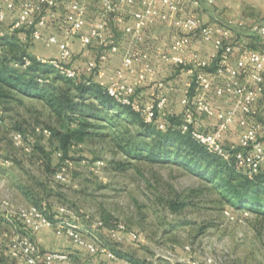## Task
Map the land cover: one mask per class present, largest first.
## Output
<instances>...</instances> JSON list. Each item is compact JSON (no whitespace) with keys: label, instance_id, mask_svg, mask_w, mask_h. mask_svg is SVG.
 Here are the masks:
<instances>
[{"label":"built area","instance_id":"built-area-1","mask_svg":"<svg viewBox=\"0 0 264 264\" xmlns=\"http://www.w3.org/2000/svg\"><path fill=\"white\" fill-rule=\"evenodd\" d=\"M97 1L98 9L91 17L88 11L91 0H0V44L7 35L22 31L24 42L38 41L47 48L55 46L57 55L35 54L36 59L52 65L74 83L81 79L98 83L115 101L129 106L144 121L156 124L161 130L172 125L171 116L176 114L170 103L174 92L181 105L180 122L175 127L188 133L209 152L232 161L248 179L264 171V22H254L249 27L251 35L257 37L253 46L236 34L232 20L210 23L195 10L182 13L183 0ZM187 1L195 6L200 2ZM204 1L213 4L216 0ZM136 3L140 8L130 10ZM59 5L63 7L61 12L56 10ZM158 20H171L175 35L169 44L155 45L149 52L139 47L138 42L145 29ZM109 21L121 26L130 39V45L121 52L120 65L111 74L107 73L105 63L120 47L107 35ZM47 27L57 29L60 34L45 32ZM73 41L83 48L96 42L95 57L77 64L73 60ZM206 43L212 46L208 57L201 50ZM193 45L198 48L191 49ZM23 61L21 65H14L23 68L31 63L27 56ZM163 63L187 75L182 86L176 87L157 77ZM130 74L135 75L133 79ZM145 82L149 83L147 96L140 91ZM3 114L0 104V125ZM234 123L238 137L236 141H228L227 135ZM31 131L45 137L51 135L50 130L37 125ZM11 141L24 153H31L33 141L25 132L14 131ZM69 163L68 158L60 163L54 173L56 181L69 182L65 172ZM0 205L15 222L16 232L9 238L7 254L16 264H73L66 251L39 248L33 235L43 228H52L55 234L68 237L91 255L105 253L112 259L117 258L108 246L86 236L76 223L74 211L67 206L57 205L50 215L36 205L13 204L8 197ZM224 213L234 218L232 210L225 209ZM97 224L101 226L103 222ZM107 230L118 242L124 235L138 238L121 222L113 223ZM124 264L137 263L124 260ZM173 264L200 263L188 256ZM204 264L218 263L208 258Z\"/></svg>","mask_w":264,"mask_h":264},{"label":"rangeland","instance_id":"rangeland-1","mask_svg":"<svg viewBox=\"0 0 264 264\" xmlns=\"http://www.w3.org/2000/svg\"><path fill=\"white\" fill-rule=\"evenodd\" d=\"M90 15H95V9ZM8 39L0 44V53L9 58L23 50L30 52L34 46L22 42L16 48ZM73 60L82 64L86 59L74 52ZM50 77L63 85V80H55L53 74ZM0 104L4 110L0 161H12L0 164V204L8 197L17 205H35L21 201L12 186L15 180L40 208L46 201L74 211L86 236L108 246L117 256L141 261H177L192 256L200 264L208 258L218 264H264V214L237 211L220 187L219 175L213 179L176 158L153 161L148 151L155 136L141 135L140 125L125 114L113 118V124L91 120V126L73 134L65 170L69 182L64 184L54 179L59 158L50 154L61 146L57 132L67 131L66 120L36 97L16 94ZM36 125L51 130V136L34 134L31 130ZM16 130L32 139L31 153L13 145L11 135ZM128 140H138L145 150L128 153ZM172 202L179 204L177 209L170 206ZM225 209L232 210L233 219L226 216ZM12 219L0 205V234L6 244L16 232ZM115 222L123 223L138 238L125 235L115 241L107 230ZM5 243H0V258L16 264Z\"/></svg>","mask_w":264,"mask_h":264},{"label":"trees","instance_id":"trees-1","mask_svg":"<svg viewBox=\"0 0 264 264\" xmlns=\"http://www.w3.org/2000/svg\"><path fill=\"white\" fill-rule=\"evenodd\" d=\"M19 32L22 31L7 35L4 40L9 38L10 45L18 48L24 42L18 36ZM24 56H27L31 63L23 68L15 66V63L21 65L24 62ZM52 74L55 80H63V85L54 83L50 77ZM16 94L45 100L55 115L66 120L67 131L57 132L61 145L60 148L55 149L56 153H61L60 156L57 155L58 166L69 155L73 134L81 132L83 126H91V120H102L113 124V118H121L125 114L140 125L143 130L141 135L155 136L153 147L148 151V156L153 161L176 158L190 165L194 170L208 173L213 179L219 175L220 187L226 192L227 198L237 211L247 209L264 214V171L262 170L253 179L246 178L232 161L224 160L209 152L188 133H182L175 127L180 122L179 114H172V125L161 130L156 124L144 121L140 114L129 106L115 101L98 83L83 79L74 83L52 65L39 62L35 55L25 50L10 58L0 53V101ZM126 146L128 153L145 150L138 140H128ZM24 193L30 197L33 204L38 206L37 201L32 199L27 190H24ZM170 206L177 209L179 204L172 202ZM0 263L13 264L10 261H3L2 258Z\"/></svg>","mask_w":264,"mask_h":264},{"label":"crops","instance_id":"crops-1","mask_svg":"<svg viewBox=\"0 0 264 264\" xmlns=\"http://www.w3.org/2000/svg\"><path fill=\"white\" fill-rule=\"evenodd\" d=\"M98 6V1L91 0L88 8L89 13H92V9H95V11H97ZM139 8V5L136 3L135 5L130 7V10H135ZM56 10L58 12H61L63 10L62 5H59ZM189 10H195L205 22L223 23L227 20H232V26L236 34L246 38L249 44L253 46H255L257 42V37L251 35L249 27L254 22H264V0H216L213 4H207L204 0H200L198 6L193 5L187 0H183L181 12L185 13ZM239 23H242V25H239ZM44 31L57 32L58 34H60L57 29L51 27L45 28ZM24 35L25 34L23 32L18 33V36L21 38L22 41L24 40ZM107 35L109 36L111 41L118 43L120 47V51L117 53L110 54L108 61L105 63L107 73L111 74L120 65L121 52L124 48L130 45V39L122 31V27L119 25H115L112 21H109ZM174 35L175 30L171 23V20H158L153 25L145 29L143 33V38L138 42V45L142 49L152 52V49L155 45L169 44L173 40ZM33 45L34 46L29 49L32 55L38 54L46 57L57 55V49L55 46L47 48L41 42L38 41L34 42ZM71 48L73 52H75L77 55L84 59L95 57L96 52L98 50L96 42H94L91 46L87 48H83L79 45L77 41H73L71 42ZM195 48H198V46L193 45L191 49ZM201 50L202 55L208 57L210 51L212 50V46L210 43H206L201 46ZM151 60L153 63H155L154 58H152ZM134 76V74L129 75L130 79H133ZM157 77L164 78L169 82V84H172L177 87L182 86L183 81L187 78V75L183 71H177L171 64L163 63L158 69ZM140 91L143 95L147 96V94L149 93V83L145 82L144 85H142ZM170 103L174 108L175 113L179 114L181 111V105L179 103L176 93L174 92L172 93ZM236 128L237 124L234 123L232 125L231 132H229V134L227 135L228 141L237 140L238 132ZM55 153L56 151L54 150V152L50 154L52 158L53 154L54 156L57 155V153L56 155ZM11 163L12 161L10 160H5L2 162L0 161V164L2 165H8ZM57 163H59V159L57 160ZM54 165L55 163H53L52 161L51 166ZM12 186L15 192L22 197L21 201H24L26 203L32 202L30 201V197L24 193V190L21 185L16 183L15 180H13ZM20 191L22 192V194ZM12 203L16 204L15 202ZM56 206L47 203L46 201L43 202V209L50 215L55 212ZM10 228L13 232V227L10 226ZM33 237L39 248L42 250L68 252L70 255L71 262L73 264H124V260H131L137 264H173V261H170L168 258L166 259L167 261H159L156 258V260L154 259V261H141L140 259H136L132 256H117L116 259H112L105 253L91 255L86 251V249L72 243V241L68 237L64 235L55 234L52 228H43L40 231L36 232ZM4 241L5 240L3 239V235L0 234V243L2 245L5 243Z\"/></svg>","mask_w":264,"mask_h":264}]
</instances>
